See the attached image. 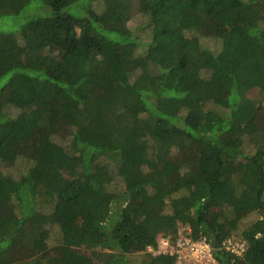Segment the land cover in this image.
I'll use <instances>...</instances> for the list:
<instances>
[{"label": "trees", "instance_id": "1", "mask_svg": "<svg viewBox=\"0 0 264 264\" xmlns=\"http://www.w3.org/2000/svg\"><path fill=\"white\" fill-rule=\"evenodd\" d=\"M262 82L264 0H0V264H264Z\"/></svg>", "mask_w": 264, "mask_h": 264}, {"label": "built area", "instance_id": "2", "mask_svg": "<svg viewBox=\"0 0 264 264\" xmlns=\"http://www.w3.org/2000/svg\"><path fill=\"white\" fill-rule=\"evenodd\" d=\"M191 229L185 227L180 230L175 242L169 237H162L160 249L156 253H169L176 258V264H221L207 238L193 239ZM224 247L233 254L242 255L246 251L247 241L240 237L227 239ZM150 250H153L151 247Z\"/></svg>", "mask_w": 264, "mask_h": 264}, {"label": "rangeland", "instance_id": "3", "mask_svg": "<svg viewBox=\"0 0 264 264\" xmlns=\"http://www.w3.org/2000/svg\"><path fill=\"white\" fill-rule=\"evenodd\" d=\"M139 16L136 17V23L139 22ZM3 20L5 21H9L10 22V26H8V30H12V31H17L18 28L20 27L21 23L25 20V18L22 16V17H6L4 18ZM132 25L134 26L135 23L132 22ZM208 25H211V23H208ZM210 44H213V42H211ZM258 94H256L257 96L259 95H264V82L261 83L260 85V90H258ZM262 100H263V103H264V97H262ZM64 136L65 134H60L56 137V139L59 141V142H64ZM31 153V156H26V155H23L21 156L19 162L12 168H10L8 170V173L9 174H12V175H19L21 172H25L27 171V169L32 165V156L33 154L35 153V150L32 149L30 151ZM54 239H51V246H54L56 245V241H57V238L56 236H58L57 234V231L56 233H54ZM150 249L148 248L147 251H149ZM52 252H55L56 253V247H54L52 249ZM14 258L15 260H18V259H22V260H29V259H32L33 257H35V255L32 256V254H29L28 251H24V250H18V251H15L14 253ZM144 255H145V251L143 250H139V251H135L133 252L132 254V259L134 261V264H140L141 261L144 259ZM12 259V258H11ZM12 260H9V263H11Z\"/></svg>", "mask_w": 264, "mask_h": 264}]
</instances>
